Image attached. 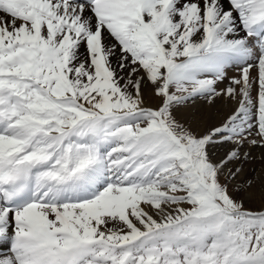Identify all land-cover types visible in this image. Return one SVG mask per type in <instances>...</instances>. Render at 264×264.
Masks as SVG:
<instances>
[{"label":"snow or ice","instance_id":"snow-or-ice-1","mask_svg":"<svg viewBox=\"0 0 264 264\" xmlns=\"http://www.w3.org/2000/svg\"><path fill=\"white\" fill-rule=\"evenodd\" d=\"M0 247L264 264V0H0Z\"/></svg>","mask_w":264,"mask_h":264},{"label":"bare ground","instance_id":"bare-ground-1","mask_svg":"<svg viewBox=\"0 0 264 264\" xmlns=\"http://www.w3.org/2000/svg\"><path fill=\"white\" fill-rule=\"evenodd\" d=\"M231 74V73H230ZM231 107H234L231 106ZM196 108L201 110L202 112L208 114L211 119L210 122L211 123H219L221 119H223L224 115L227 114L226 110L223 109V104L222 102H218V104L213 107V108H209L207 105H205L202 101H197L196 103ZM218 153H222L223 149L222 148H218L216 150ZM252 155L254 157H256V160L254 163H247L245 164V169L249 170V172L251 171V169L256 168L259 169L260 168V152L259 150H253ZM252 175H255V173H251Z\"/></svg>","mask_w":264,"mask_h":264}]
</instances>
